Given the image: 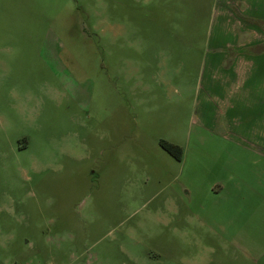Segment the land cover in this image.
Listing matches in <instances>:
<instances>
[{"label":"rangeland","instance_id":"374dc122","mask_svg":"<svg viewBox=\"0 0 264 264\" xmlns=\"http://www.w3.org/2000/svg\"><path fill=\"white\" fill-rule=\"evenodd\" d=\"M243 9L0 0V264H264Z\"/></svg>","mask_w":264,"mask_h":264},{"label":"crops","instance_id":"0c3cea01","mask_svg":"<svg viewBox=\"0 0 264 264\" xmlns=\"http://www.w3.org/2000/svg\"><path fill=\"white\" fill-rule=\"evenodd\" d=\"M241 3L243 5V7H245V9H243L242 11H240V16H242V19L245 21L243 22V24H245V26L243 27L244 30L246 29H251V30H258L259 27V23L261 21H264V13L262 12V0H241ZM239 21V19H238ZM224 22V21H223ZM250 31V30H249ZM254 58V57H253ZM224 58L221 59V62ZM244 58L235 60V62H233V66L232 68H237L238 69H242V63H243ZM262 60V58L260 59ZM247 61V60H245ZM250 63V62H249ZM248 64V63H246ZM262 72V74H261ZM261 72L259 71V75L254 77L255 80V84H253V89H250V87H245V82L244 80L248 79V68L243 69V71L241 73H236L235 75L237 76V74L239 76H241V79L243 81L241 87L243 89L244 95L248 96V97H253V101L255 103V106L258 107L257 105L260 106V111L258 113V115H256V117L258 116L260 123L259 125L255 126V130H254V137H255V141L256 143H258V149L259 151H261L262 153H264V92L261 88L263 82H264V72L261 68ZM235 77V76H233ZM241 88L238 85V90H240ZM28 145L27 142H24L23 144H21L20 149H25L26 146ZM19 149V148H18ZM183 157V156H182ZM182 160V158H181ZM181 162V161H178ZM218 187V186H217ZM219 190V189H217ZM214 193L216 194L218 191L213 190Z\"/></svg>","mask_w":264,"mask_h":264},{"label":"trees","instance_id":"16d2710c","mask_svg":"<svg viewBox=\"0 0 264 264\" xmlns=\"http://www.w3.org/2000/svg\"><path fill=\"white\" fill-rule=\"evenodd\" d=\"M159 145L173 159H175L176 161H181V158L183 156V150L179 145H176V144L164 141V140L160 141Z\"/></svg>","mask_w":264,"mask_h":264}]
</instances>
